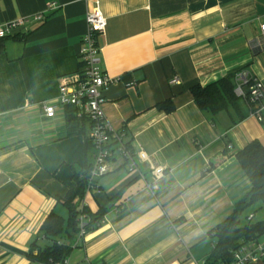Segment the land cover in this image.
<instances>
[{
    "label": "crops",
    "instance_id": "0c3cea01",
    "mask_svg": "<svg viewBox=\"0 0 264 264\" xmlns=\"http://www.w3.org/2000/svg\"><path fill=\"white\" fill-rule=\"evenodd\" d=\"M96 1L107 18L101 66L119 77L104 91V111L166 170L152 192L115 157L83 199L105 212L103 222L79 234L66 264H204L212 230L251 189L236 153L255 139L264 145V108L262 121L250 113L234 122L233 108L199 109L191 89L241 68L264 84V49L250 46L262 35L264 0H0V24L45 14L0 54V264H43L29 258L31 246L51 212L68 215L60 199L94 161L86 136L68 135L66 107L48 118L43 104L76 79L86 11ZM167 99L172 112L156 107ZM140 167L150 181L149 165ZM250 214L264 220V204L249 207L241 223Z\"/></svg>",
    "mask_w": 264,
    "mask_h": 264
},
{
    "label": "built area",
    "instance_id": "2783aa9c",
    "mask_svg": "<svg viewBox=\"0 0 264 264\" xmlns=\"http://www.w3.org/2000/svg\"><path fill=\"white\" fill-rule=\"evenodd\" d=\"M49 7L56 9L58 6L56 3H51ZM44 19V13H37L31 17H22L0 24V38L15 35L20 29L27 30L30 25L39 24ZM86 22L87 30L80 49V71L76 74L74 81L61 84L56 102L43 104L44 114L48 118H53L58 107L74 105L77 107L79 116L87 118L91 122L89 139L93 146L94 161L91 163L87 190L98 187L96 180L114 169V159L119 156L129 171L140 175L145 180L148 189L154 192L159 188V181L164 177L166 168L163 165L155 164L144 149H135L131 142L128 144L126 131L116 129L104 111V91L118 82L119 77L110 75L101 66L102 46L100 38L106 32L107 18L100 9L99 1L88 6ZM260 28L262 35L254 39L250 45L255 54L264 49V23L261 24ZM234 81L236 95L243 99L248 97L255 105V109L251 113L255 114L259 121H262L263 82L247 68L236 71ZM177 82L178 77L175 75L172 77L171 83ZM140 163L149 165L150 181L145 178ZM81 207H86V205L83 203ZM253 218V214L247 217L248 220H253ZM85 226L86 214L82 212L80 215V235H84L86 232ZM66 261L67 259L64 262H51L50 264H66ZM250 263H264V236L241 241L240 245L233 251L232 259L219 264Z\"/></svg>",
    "mask_w": 264,
    "mask_h": 264
},
{
    "label": "trees",
    "instance_id": "16d2710c",
    "mask_svg": "<svg viewBox=\"0 0 264 264\" xmlns=\"http://www.w3.org/2000/svg\"><path fill=\"white\" fill-rule=\"evenodd\" d=\"M21 39L19 35L0 38V54L5 52V43L8 39ZM235 73H230L207 85H194L191 89L194 101L199 109L217 114L233 108L237 113L234 122L242 120L255 109L254 103L247 97L243 99L235 93ZM68 135L84 134L86 136V156H90L93 149L89 139L91 122L79 116L77 107L66 105ZM161 111L172 112L175 109L171 99H167L156 106ZM130 144V142H128ZM236 157L245 174L251 182V189L236 203L234 211L213 230L215 246L211 255L204 264H219L230 261L233 251L241 241H248L264 236V220H248L241 223V216L256 203L264 204V145L255 139L243 149L237 151ZM91 164L87 162L85 170L80 175L82 179L76 190H70L60 199L67 208L68 215L63 217L57 212H51L42 224V233L31 246L29 258L33 262L50 264L64 262L71 254L74 240L79 236L80 215L86 214V232L94 230L103 222L105 212L101 209L95 213L87 207H81L88 187V178ZM44 241L40 243L39 240Z\"/></svg>",
    "mask_w": 264,
    "mask_h": 264
},
{
    "label": "rangeland",
    "instance_id": "374dc122",
    "mask_svg": "<svg viewBox=\"0 0 264 264\" xmlns=\"http://www.w3.org/2000/svg\"><path fill=\"white\" fill-rule=\"evenodd\" d=\"M67 215H65L64 217H66ZM257 218V217H256ZM258 219H254L253 221H257Z\"/></svg>",
    "mask_w": 264,
    "mask_h": 264
}]
</instances>
